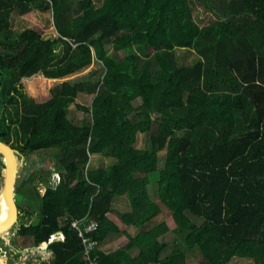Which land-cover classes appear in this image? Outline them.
I'll return each instance as SVG.
<instances>
[{"label":"trees","instance_id":"trees-1","mask_svg":"<svg viewBox=\"0 0 264 264\" xmlns=\"http://www.w3.org/2000/svg\"><path fill=\"white\" fill-rule=\"evenodd\" d=\"M195 1L214 15L208 23L194 21ZM47 10L54 38L11 27L12 13L36 21L35 11ZM176 49L197 58L181 64ZM92 58L99 73L64 80L37 99L39 83ZM79 93L93 97L75 105L90 114L76 125L68 108ZM0 140L22 155L50 150L65 170L39 205H18V218L36 215L17 236L46 247L52 258L42 264H184L195 250L206 264H264V0H77L74 8L69 0H0ZM95 154L111 164L87 168ZM121 195L129 210L113 209ZM166 219L182 244L175 240L162 256ZM73 221L97 223L87 235L98 247L114 233L128 243L94 247L86 260ZM58 232L64 239L48 242Z\"/></svg>","mask_w":264,"mask_h":264},{"label":"rangeland","instance_id":"rangeland-1","mask_svg":"<svg viewBox=\"0 0 264 264\" xmlns=\"http://www.w3.org/2000/svg\"><path fill=\"white\" fill-rule=\"evenodd\" d=\"M69 2L72 8H74L77 5V0H69ZM192 14L194 21H196L200 25L208 23L211 20V17H214V15L205 11V9L196 1L193 3ZM11 15H12L11 27L13 29H17V30H22L25 28L35 29L42 35L44 39L54 38L57 35L52 23V14L50 10H47L45 12L35 11V16L37 18L36 21L26 20L21 16L17 15L16 13H12ZM176 53H177L178 61L181 64L193 62V60L197 58V55H195V53L189 52L185 49H176ZM115 54L118 57L122 56L121 53H115ZM101 68H102L101 63L97 59L92 58L90 65H88L85 68H82L81 70H79L78 72L72 75L63 77L61 79H55V80L50 79L51 81L46 80L44 81V83H39L36 89L42 86L43 92H41L40 95H35V96L39 101L46 100L47 98H49V90L51 88H54L62 81L70 80V79L74 80L87 75L93 76V74L99 73L101 71ZM251 74L252 71H248L244 75H251ZM255 90L258 91V88L255 87ZM92 97L93 95L91 94L79 93L75 99V102L71 104L68 108L69 120H71L76 125H79L83 121H89L90 114L82 110H79L75 105L78 104L83 106H89ZM139 104L140 101L138 100L134 101V105H139ZM144 140L145 139L141 134H137V139L136 142L134 143V147L141 149L144 146ZM157 155H158L157 168L161 169L165 158V150L159 151ZM14 157H15L14 173H15L16 187L18 185V182L22 180L21 186L19 185V189L23 192L22 193L23 199L19 203V207L21 204L27 203L26 200L30 201L29 203H33L35 206L39 205L40 203L39 197L43 196L45 187H47V185L55 186L59 181L60 173H64L65 170L61 168L58 169L56 167L57 156H55V154L50 150L39 151L37 153H32L28 155H22L19 153L18 150H15ZM1 160H2V155L0 156V161ZM111 162L112 160L110 157L102 154H95L90 156L86 166L89 169H103L108 165H110ZM2 168L3 166H0V188L3 184V179H4ZM148 175L152 176L154 174H148ZM45 180L47 181V184L43 182ZM146 189H147L148 197L150 199H154L157 195L156 183L153 182L147 184ZM16 193H20L17 190V188H16ZM26 205L24 204L23 207H26ZM112 205H113L112 206L113 209L120 211H125L130 209L128 199L125 195L116 196L112 200ZM35 206H33L31 209H34ZM32 216L33 217L30 219H27L26 217L18 218L17 222L10 229L6 230L4 234L0 233V255H2V257L0 256V259L2 260L0 261V264H38L42 261L49 262V260L52 258L51 254L50 256L47 255L49 251L42 248L41 245L33 246L31 241L29 242L25 241L23 243L22 238L17 236V230L21 222L24 223L31 222L36 217V215L34 214ZM161 221L162 220H159V223ZM166 224H168V228H166L165 232H163L162 234L159 235V237H157L158 241L167 244L163 252L161 253L162 256L173 248V244L175 240L177 244L179 245L180 243L182 244L181 239H179L176 234L172 233V227L171 224L168 223V219H166ZM149 227L150 224L146 225V228ZM127 231L133 236H135L138 233V230L135 229L133 226H128ZM106 239L107 240L105 244L99 245V247H97L105 252L114 251L120 247H124L128 243V238L121 233L109 234ZM130 253L134 254L135 249H131ZM4 259L5 262H3ZM26 259H28V261H25ZM184 264H206V261L198 253V251L195 250L193 252H187L185 254ZM227 264H252V260L234 257Z\"/></svg>","mask_w":264,"mask_h":264},{"label":"water","instance_id":"water-1","mask_svg":"<svg viewBox=\"0 0 264 264\" xmlns=\"http://www.w3.org/2000/svg\"><path fill=\"white\" fill-rule=\"evenodd\" d=\"M0 150L2 151L0 155H3L5 158L1 160L3 163L2 171H4L3 185L5 189V197H6V201L9 203L11 207L10 219L7 221V223H5L0 227V230L2 228H5L6 231L10 229L18 220V216L20 215V212L18 210L17 204H19L22 201L23 196L22 194L16 193L14 191L15 173L13 167H14L15 150L9 144L1 140H0Z\"/></svg>","mask_w":264,"mask_h":264},{"label":"built area","instance_id":"built-area-1","mask_svg":"<svg viewBox=\"0 0 264 264\" xmlns=\"http://www.w3.org/2000/svg\"><path fill=\"white\" fill-rule=\"evenodd\" d=\"M71 227L78 229V236L81 238L82 244L84 246L82 257L86 260H89L90 259L89 258L90 257V251L94 247H98V244L96 241L91 240L87 234L91 233L93 230L96 229L97 223L96 222H86V224H83L82 227H79L77 222L73 221V222H71ZM63 238H64L63 234L58 232V233H56V235H52L49 238L48 242H52L55 240H63ZM40 245L42 246V248H44V249L46 248V247H43L42 244H40ZM26 252H27V250H26ZM50 254H51L50 252L47 253V255H49V256H50ZM0 256L2 257V255H0ZM25 261H28V259H26ZM40 263H38V264H40ZM89 264H95L94 260H90Z\"/></svg>","mask_w":264,"mask_h":264},{"label":"bare ground","instance_id":"bare-ground-1","mask_svg":"<svg viewBox=\"0 0 264 264\" xmlns=\"http://www.w3.org/2000/svg\"><path fill=\"white\" fill-rule=\"evenodd\" d=\"M1 153H2V151L0 150V154ZM2 159H5L3 155H2ZM14 166H15V158H14ZM13 169H15V167H13ZM10 217H11V207H10L9 203L6 201L5 189H4V185L2 184V186L0 188V227L2 225H4L5 223H7V221L10 219ZM4 232H5V228H2L0 230V233L4 234ZM0 261H2V260L0 259ZM3 262H5V259Z\"/></svg>","mask_w":264,"mask_h":264},{"label":"flooded vegetation","instance_id":"flooded-vegetation-1","mask_svg":"<svg viewBox=\"0 0 264 264\" xmlns=\"http://www.w3.org/2000/svg\"><path fill=\"white\" fill-rule=\"evenodd\" d=\"M3 174H4V171L2 172ZM15 184V188H14V191L16 192V183H14ZM45 190H46V187H45ZM44 193H45V191H44ZM18 205L19 204H17V207H18ZM19 210V209H18ZM20 212V211H19ZM19 217V216H18ZM43 262H45V261H43ZM43 262H41L40 264H42ZM45 263H48V262H45Z\"/></svg>","mask_w":264,"mask_h":264},{"label":"clouds","instance_id":"clouds-1","mask_svg":"<svg viewBox=\"0 0 264 264\" xmlns=\"http://www.w3.org/2000/svg\"><path fill=\"white\" fill-rule=\"evenodd\" d=\"M64 239V238H63ZM55 241H58V240H55ZM61 241V240H60Z\"/></svg>","mask_w":264,"mask_h":264},{"label":"crops","instance_id":"crops-1","mask_svg":"<svg viewBox=\"0 0 264 264\" xmlns=\"http://www.w3.org/2000/svg\"><path fill=\"white\" fill-rule=\"evenodd\" d=\"M105 244V243H104Z\"/></svg>","mask_w":264,"mask_h":264}]
</instances>
